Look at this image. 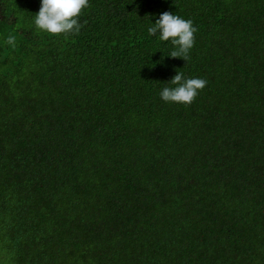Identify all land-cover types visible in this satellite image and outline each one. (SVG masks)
Wrapping results in <instances>:
<instances>
[{"label":"trees","instance_id":"16d2710c","mask_svg":"<svg viewBox=\"0 0 264 264\" xmlns=\"http://www.w3.org/2000/svg\"><path fill=\"white\" fill-rule=\"evenodd\" d=\"M89 4L53 36L0 0V264H264V0ZM166 11L188 61L148 34Z\"/></svg>","mask_w":264,"mask_h":264},{"label":"clouds","instance_id":"9594fccd","mask_svg":"<svg viewBox=\"0 0 264 264\" xmlns=\"http://www.w3.org/2000/svg\"><path fill=\"white\" fill-rule=\"evenodd\" d=\"M90 7L89 0H41V7L35 17V26L53 36H69L80 34L83 25L79 22L83 11ZM198 29L190 19H184L170 12H163L159 19L148 28L150 36H158L162 42H170L174 46L168 56L171 58L190 59V51L195 45V33ZM6 43L15 46L16 37L9 35ZM175 87H164L160 92L166 103L191 106L199 92L207 86L202 78L185 79L178 72L170 81Z\"/></svg>","mask_w":264,"mask_h":264}]
</instances>
